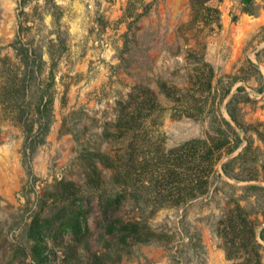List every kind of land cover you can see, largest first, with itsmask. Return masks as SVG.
Returning a JSON list of instances; mask_svg holds the SVG:
<instances>
[{
	"label": "rangeland",
	"instance_id": "1",
	"mask_svg": "<svg viewBox=\"0 0 264 264\" xmlns=\"http://www.w3.org/2000/svg\"><path fill=\"white\" fill-rule=\"evenodd\" d=\"M41 96L32 149L15 105L42 136ZM191 141L218 148L206 186L164 199L151 171ZM116 194L152 240L103 235ZM81 205L90 237L48 241L47 264H264V0H0V264H32V220Z\"/></svg>",
	"mask_w": 264,
	"mask_h": 264
},
{
	"label": "trees",
	"instance_id": "2",
	"mask_svg": "<svg viewBox=\"0 0 264 264\" xmlns=\"http://www.w3.org/2000/svg\"><path fill=\"white\" fill-rule=\"evenodd\" d=\"M209 0H191L192 3H198L204 5ZM207 10H213L208 8ZM217 12V11H216ZM16 55L19 56L20 63L26 68L30 66L31 60L28 50L22 46L15 49ZM25 68V69H26ZM23 85L22 88L29 86L28 79L23 77L21 80ZM226 94L229 90H226ZM43 96L40 97L36 114L38 120H40V126L38 130L42 136L31 135L32 125L25 119L26 108H22L21 105H15L17 111V120L22 122L23 131L26 132L25 140L29 139V146L31 144L32 149L43 141V134L48 131L50 123V107L52 99L48 98L45 102H42ZM240 97L237 95L229 100L228 106L230 107ZM248 100V97L245 96ZM228 116L230 120L239 127L241 125L239 119L235 113L228 109ZM132 118V117H130ZM41 119L44 122L41 123ZM228 128L231 129L230 124L225 122ZM238 139V136H236ZM218 145L217 147H219ZM206 148V145L200 141L186 142L182 147L173 149L168 154V158L159 167H154L151 171L153 174L158 173L152 180L150 185L153 189L157 190L158 194H162L163 198L167 196H177V201H182V194L189 190V194L193 191H202L206 186V177L212 172L211 165L217 160L218 156H215V152L218 148L213 147ZM226 171H224L225 173ZM249 190H261L258 187H248ZM162 192V193H161ZM122 195L116 194L114 197H107L100 205L101 212V224L100 227L103 229V235H107L109 240L113 243L128 244L131 243H144L152 239L150 230L139 222L123 221L116 217L115 214L119 211L122 205ZM73 208V207H71ZM78 211L71 210V213L65 218L59 215L58 208L50 210L44 215V217H35L27 228V237L32 240L30 246L31 261L32 264H47L46 257L43 254L44 244L48 241L51 243L59 244L62 243L65 238L70 239V243L67 244V251L72 253L74 248L79 244L86 241L91 233L87 225V215L90 210H83L82 205L78 207ZM239 216L241 220L246 223L247 215L239 208ZM42 218V219H40ZM67 252V253H68ZM259 261H257V264Z\"/></svg>",
	"mask_w": 264,
	"mask_h": 264
},
{
	"label": "water",
	"instance_id": "3",
	"mask_svg": "<svg viewBox=\"0 0 264 264\" xmlns=\"http://www.w3.org/2000/svg\"><path fill=\"white\" fill-rule=\"evenodd\" d=\"M247 2V0H244V4Z\"/></svg>",
	"mask_w": 264,
	"mask_h": 264
}]
</instances>
